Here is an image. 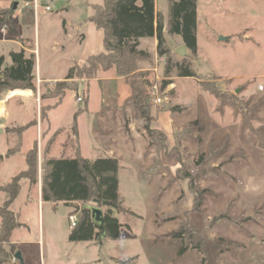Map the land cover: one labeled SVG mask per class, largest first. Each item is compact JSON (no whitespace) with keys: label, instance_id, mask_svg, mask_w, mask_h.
I'll return each mask as SVG.
<instances>
[{"label":"rangeland","instance_id":"374dc122","mask_svg":"<svg viewBox=\"0 0 264 264\" xmlns=\"http://www.w3.org/2000/svg\"><path fill=\"white\" fill-rule=\"evenodd\" d=\"M30 1L0 0V12L10 17ZM69 1L75 7L82 0ZM156 1L158 12L166 17L167 1ZM38 2L40 19H47L43 14L59 19L56 11L66 8L65 0ZM196 2L197 54L192 65L198 73L197 79L166 76L165 59L162 61L164 57L157 56L156 41H139L138 49L152 58L140 62L137 71L141 74L142 92L136 100L138 106L149 112L147 120L128 100L131 91L126 82L127 86L91 83L98 78L115 77L113 71L100 72L89 81L63 79L42 85L40 93L35 72L36 101H26L21 114L9 107L20 116L21 122L5 127L8 139L0 136V156L16 144L17 133L25 130L19 152L8 159L2 155L0 186L24 169V154L36 140V130L32 127L38 125V119L41 126L37 131V151L50 141L49 147L56 158L74 155L71 124L70 128H64L72 122L69 102L75 113L82 105L78 100L83 102L89 95V114L77 117L80 155L95 158L100 149L102 153L114 151L115 156H120L118 193L122 203L121 209L113 212L120 225L118 238L100 232L94 241L70 242L67 217H79L83 208L92 207L74 204L67 208L66 217L63 206L54 208L39 203L38 185L29 190L27 182L21 180L19 194L9 210L16 212L23 225L12 233L11 245L1 244L9 254L5 264H202L203 256L199 252L188 249L180 253L181 242L171 237L184 223L204 238L206 264H264V151L256 146L250 130L264 126V104H258L264 98V0ZM45 6L51 12H43ZM85 12L88 15L90 10L76 9L73 21L81 22ZM6 21L0 35L4 33L3 27H6L4 31L9 28ZM30 22L27 30L32 36L33 18ZM49 27L51 39L46 44L51 48L56 38L55 23ZM166 40L170 56L179 59L175 51L183 46L182 38L166 35ZM50 48L42 63L47 68L51 66L53 76H61L62 67L53 63L59 64L64 57L51 56L48 62L53 51ZM10 50L9 45H0L1 54L7 56ZM79 58L77 55L76 61ZM202 82L234 95L240 103L238 114L233 115L230 108L222 107L202 88ZM127 90L128 96L119 103L118 97L125 96ZM103 100L98 123L94 118ZM257 105L260 109L255 110ZM56 106L54 124L60 128L52 132L46 130L44 116ZM35 114L37 118L32 120ZM243 115L251 120L246 128ZM98 129L100 144L91 134ZM178 170L194 177L196 187L203 192V204L198 212L193 210L187 180L177 176ZM39 175L38 168V184ZM3 202L4 195L0 192V207ZM16 252L22 253V263L14 260Z\"/></svg>","mask_w":264,"mask_h":264},{"label":"trees","instance_id":"16d2710c","mask_svg":"<svg viewBox=\"0 0 264 264\" xmlns=\"http://www.w3.org/2000/svg\"><path fill=\"white\" fill-rule=\"evenodd\" d=\"M167 14L164 24L163 15L155 10V0H103L90 6L88 21L103 33L104 52L87 58L82 67L73 66L68 69L64 80L95 79L102 72L113 71L115 77L123 78L128 84L131 94L128 100L140 111L146 120L149 112L138 106L137 97L142 92L141 74L138 73L140 62H149L150 55L139 50V41L154 39L156 54L164 57V74H174L178 78L197 79L198 73L192 65V59L197 54L196 45V0H166ZM10 22L8 13L0 12V28ZM164 32L169 37L180 36L188 55L174 59L166 45ZM11 65L5 66L4 58L0 56V94L14 90H30L35 92V61L34 57L26 56L24 51L9 54ZM59 87L63 86L58 84ZM202 88L211 93L222 107H228L233 115L238 114L239 101L234 95L220 92L215 85L201 83ZM81 108L73 114L71 132L75 139L76 149L73 158L46 159L41 162L40 191L42 202L71 207L74 204L105 208L102 212L104 235L113 239L119 237V223L113 212L121 209L118 193V161L115 158L100 157L87 160L80 157L77 141V117L87 111L88 96L80 99ZM264 104V98L258 103ZM259 105L256 109H260ZM250 118L243 115V125H250ZM260 129L250 128L254 142L264 151V126ZM25 129L17 133L16 144L7 149L5 158H10L20 150L21 137ZM47 151V150H46ZM203 156H200L202 161ZM25 169L11 181L0 186L4 202L0 207V264H5L8 253L1 244H10L12 233L22 227L18 215L9 210L10 205L18 196L20 181L27 180L29 188L38 183V151L36 143L24 155ZM200 161V162H201ZM177 176L187 180L190 194L193 196V210L198 212L203 204L202 191L195 185L194 177L176 172ZM83 208L78 222L69 234L70 242H90L98 238L102 232L92 219L91 209ZM173 239L181 242L180 253L188 249L196 250L202 256V264H206L205 240L198 232L191 229L188 223L180 225L171 233ZM11 245V244H10Z\"/></svg>","mask_w":264,"mask_h":264},{"label":"crops","instance_id":"0c3cea01","mask_svg":"<svg viewBox=\"0 0 264 264\" xmlns=\"http://www.w3.org/2000/svg\"><path fill=\"white\" fill-rule=\"evenodd\" d=\"M51 1H57L58 2L59 0H51ZM65 1H66L65 2L66 8L62 7L58 11H56V13H55L56 16H59V19H56L53 17H47L48 15H45V14H43V16H45L47 19H40L38 11L34 15L32 9L30 7L22 6V8L19 11H15L12 13V15H10V17H9V19H10L9 28L7 31H4V33H2V35H0V45L6 44V45H9L11 47V50L8 52L7 56L0 53V56L4 58V63H5L6 67H9L11 65V61H10V57H9V54L11 52L24 51L26 56L32 55L34 57V61H35L34 69L36 72V88L39 91V93H40V89H41L42 85H51L53 83H56L58 81L63 80L67 74L68 69L71 68L72 63H76L77 65L82 66L83 64H85L88 57L98 55V54L104 52V47H103V43H102L103 33L101 30H98L91 22L88 21L89 14L87 15V13L85 12L84 13L85 16H83L81 18V20H82L81 22H79V21L74 22L73 21L74 16H72V14L76 11V9L80 8L81 10H86V9L90 10L91 5L101 3L103 0H82L81 3H78L77 5H75V7L73 6V4H69V2H70L69 0H65ZM156 2L157 1L155 0V10H156V12H158ZM26 3H28V2H26ZM43 12H45V11H43ZM69 16H71V19L69 18ZM163 16L165 18V21H164V24H165L166 23L165 14ZM45 17H43V18H45ZM30 18L31 19L33 18V20H34V31H33L32 36L30 34V30L29 31L27 30V29H30V23H31ZM52 22H54L55 26H56V34H55L56 38L52 40L53 45L50 48L46 44V41L47 40L49 41L51 39L49 26H50V23H52ZM164 38L166 40V33L165 32H164ZM49 48H50V50H53V51H50L51 55H50V59L48 60V62L51 61V58H52L51 56L60 55V57H64L60 61L62 64L60 62H58L59 64H56V62L53 63L54 66L60 65V67H62L61 68L62 69V75L61 76H56V77L53 76L51 66L49 68H47L42 63L48 57L45 54L47 53V50ZM77 55H78V57L80 56L78 61H76ZM51 64H52V62H51ZM105 74H108V73H105ZM93 82H104L106 85H107V83L108 84L109 83H111V84L112 83L113 84L120 83V84H124V86H127V85H125V81L123 78H117L114 76H108V77L106 76V77L98 78V79L93 80L91 83H93ZM91 83H90V85H91ZM128 92H129V90L126 91V95L122 96V98L118 97L119 103L124 98H126L128 96ZM89 93H90V89H89ZM26 101H32V102L36 101L34 93L30 90H25V91L14 90V91H9V92H5V93L0 94V136H3L4 138L8 139V135L5 131V127L12 124V123H15V122L16 123L21 122L20 116H16L17 114L16 115L13 114V111H11V110L17 109L16 113H20V114L23 113V111L25 110V107H26V105H25ZM50 101H52V100L50 99ZM104 102H105V100H103L101 102V106L95 114L94 119L98 123L101 121L100 116H101L103 109H104V107H103ZM88 103H89V95H88ZM69 104H70L69 116L72 119L73 114H74V112H72V111L74 110V107L70 102H69ZM9 107L12 109L10 110ZM56 109H57V106L54 108H50L47 111L46 115L44 116L45 117L44 123L46 125V130L48 129L49 131H52V132H54L55 130L60 128L56 124H54V117L56 116V114H55ZM87 110L88 111L86 113L80 114L78 117L89 114L88 104H87ZM36 118H37V116L35 114V118H32V120H34ZM70 124L71 123L66 124V127L64 126V128H66V129L70 128ZM40 126H41V120L38 119V125L35 127H32L36 130V140L32 142L31 147L37 141V138H38V132L37 131H38V128H40ZM91 134H92L94 140H96V141L98 140L99 144L102 143V141L100 139L101 138L100 129L92 131ZM77 141H78V125H77ZM99 144H98V146H99ZM49 145H50V141H47L45 143V145H43L42 150L39 149V151H38V167H39V173L40 174H41V162L43 161L44 156H45V158H46V156H48L47 159H49V158L60 159V158H56L58 156L54 154L53 149H51V147H49ZM78 150H79V154H80L79 143H78ZM6 151L4 152V154H1L0 160L2 158V155L5 158ZM102 152L103 151L98 149V151H96V153H95L96 157L91 158V159L82 157L81 155H80V157H82L83 159H87V160H94V159L100 158V157H109V158L117 157L116 160H120V156H118V155L115 156L114 151H107L105 153H102ZM63 157L73 158L74 155L69 154V156L66 155ZM24 169H25V167H24ZM25 181L27 182L28 189L30 190L28 181L27 180H25ZM37 185H36L37 186V189H36L37 193L36 194H37V199L39 200V203H41L42 205L43 204H50L54 208L57 206H63L65 213H66V217H67L68 216V212H67L68 207L67 206H64L62 203L51 204V203L42 202L41 191H40V175H39V184L37 183ZM12 212H14V211H12ZM14 213H16V212H14ZM68 217H67V222H68ZM18 218H19V216H18ZM21 225H23V224H21ZM67 226H68V229H67V235H68L72 229L69 228V222L67 223ZM12 242L14 243L13 240H12ZM20 254L22 256V253H20Z\"/></svg>","mask_w":264,"mask_h":264},{"label":"water","instance_id":"95a60500","mask_svg":"<svg viewBox=\"0 0 264 264\" xmlns=\"http://www.w3.org/2000/svg\"><path fill=\"white\" fill-rule=\"evenodd\" d=\"M222 40V38H220ZM176 54H178L180 57H185L186 56V48L184 46L178 48L175 51ZM91 216L92 219L98 224V226L101 228L102 233L104 235V222L102 219V211L97 209V208H92L91 209ZM14 259L22 263V256L19 252H16L14 255Z\"/></svg>","mask_w":264,"mask_h":264},{"label":"built area","instance_id":"2783aa9c","mask_svg":"<svg viewBox=\"0 0 264 264\" xmlns=\"http://www.w3.org/2000/svg\"><path fill=\"white\" fill-rule=\"evenodd\" d=\"M24 6H25V7H30V8L32 9L34 15H35V14L37 13V11L41 8V5L39 4L38 0H32V1L28 2V3H25ZM44 11L47 12V13H49V12H51V8H50L49 6H45V7H44ZM5 28H6V27H3V28L1 29V31L4 32ZM161 59H162V61L164 60V58H161ZM78 101H80V100H78ZM68 222H69V228H70V229L75 228V226H76V224H77V222H78V217H77V215H70V216L68 217ZM14 260H15V259H14Z\"/></svg>","mask_w":264,"mask_h":264}]
</instances>
